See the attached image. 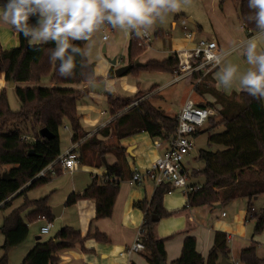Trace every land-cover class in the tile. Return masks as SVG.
Masks as SVG:
<instances>
[{"label": "trees", "instance_id": "1", "mask_svg": "<svg viewBox=\"0 0 264 264\" xmlns=\"http://www.w3.org/2000/svg\"><path fill=\"white\" fill-rule=\"evenodd\" d=\"M225 0H221V3ZM6 0H0V5ZM255 10L249 9L248 0H239L238 18L245 31L256 33L254 21L248 17L254 15ZM182 14L174 15L178 19ZM37 20L30 17L29 23ZM162 32L157 30L153 36L160 37ZM18 46L3 50L0 47V74L6 83H38L48 78V87H17L15 95L20 104L18 110L12 111L8 105L5 89L0 91V209L8 207L11 198L22 195L27 191L39 188L54 176L62 174L58 161L60 156L59 128L65 123L71 131V143H77L80 131L76 102L82 98L88 89H73L62 85H87L98 83L102 77L94 73V64L89 63L86 56H76V68L71 77H62L58 73L59 61H51L49 49L52 43L32 46L29 41L18 33ZM87 42V41H86ZM86 42H74L84 52ZM146 48L139 45V39L134 35L129 37L126 51L127 63L132 64ZM176 54L156 61L149 60L140 66L129 70L125 75L136 77L139 73L174 74L178 70ZM198 76V75H197ZM106 79L113 78L110 68ZM204 82L210 81L209 75ZM156 86L147 91L137 90L130 98L120 97L114 93L107 95L110 104L109 113L113 117L106 127L101 128L89 139L79 142L77 146V163L85 166H101L100 158L105 154H112L116 164L106 167L102 178L110 176V182H102V178L93 177L87 187L81 192L71 193L64 202L65 207H71L81 200L94 201V219L109 218L119 190V181L131 179L132 172L126 160L125 148L120 140L146 133L151 140H169L177 126L176 116H166L160 109L150 103L148 96ZM196 92H210L214 96V103L219 106L216 115L217 123L210 121V129L222 127L221 132L213 133L208 141L223 147V150H200L196 162L202 168L192 170L189 177L203 179L200 186L186 194L185 206L189 208L220 204L227 206L236 199H247L246 214L254 222L253 236L260 235L264 230V206L258 213L252 214L250 200L264 195V100L252 98L245 92L224 94L200 85ZM212 107V104L200 105V108ZM28 124L30 131L36 137L29 139L24 129L14 127L8 130L12 123ZM45 129L48 137L39 134ZM195 132L192 137H196ZM27 137L22 140L21 137ZM105 138L106 142L98 139ZM31 151V154H28ZM75 152V151H74ZM94 160V161H93ZM51 166L52 174L36 178V175L46 167ZM6 174L9 180H3ZM168 184H161L154 189L149 202L137 203L143 213L140 227V240L144 250L142 257L148 264L165 263L164 243L171 237L156 238L154 226L157 220L164 219L176 213L167 212L162 206L164 195L170 191ZM48 198L28 201L2 220L0 233L3 236L1 245L0 264H7L9 253L24 243L29 234V225L44 221L52 223L51 209L47 205ZM41 236V235H40ZM92 239L96 242H107L106 237L97 231L84 235L69 227L57 230L52 236L39 238L35 245L26 253L20 264H57V252L80 246ZM195 238L185 236L179 256L170 264H218L220 257L226 258L227 240L223 232L215 231L213 243L206 257H202L195 248ZM257 243L250 245L237 254L239 264H264V256L256 255ZM133 264V263H129Z\"/></svg>", "mask_w": 264, "mask_h": 264}, {"label": "crops", "instance_id": "2", "mask_svg": "<svg viewBox=\"0 0 264 264\" xmlns=\"http://www.w3.org/2000/svg\"><path fill=\"white\" fill-rule=\"evenodd\" d=\"M178 14H181V12H179ZM235 16L237 18L239 26L234 34L231 33L228 37H226V40L224 41L219 36L217 37L210 36L205 38V40L215 41L218 46V50L222 54L230 53V55L226 56V59L232 62L233 64L239 65L241 71H245L250 66L247 64L246 57L242 55V49L240 46L243 41H246L247 39L251 38L256 33H250L245 31L241 21L238 18V10ZM189 19L190 18H188L187 21H189ZM183 20L186 19H181V21ZM181 21L179 23L180 25H181ZM36 22L37 20H34L30 22V24L33 25ZM190 22L193 23L192 20ZM175 23L176 22L174 18L171 27L174 26ZM4 26L7 27L8 31H10V35L0 31V47L3 50L16 48L18 46V37H17L18 32L13 28L12 25L0 22V30ZM196 26H197V30L200 32L201 27L197 24ZM184 27L183 29L186 30V27L185 28ZM157 30H160L162 32L160 38L162 39L166 38L169 42V43H162L163 47L167 46V49L164 50L163 52L165 56L159 59L149 56L150 53L148 54V51L152 49V45L150 42V47L137 59L140 64H143L149 60L161 61L168 58L172 54H176L178 58L180 57L182 59L184 55L179 56V54L183 52L185 53L190 52L193 49V47L196 45L197 41L202 40V38L199 37L195 38V35L192 32H189L191 35L190 38H186L184 33V38L189 40L183 46L174 47L170 45V41H171L170 32L164 31L161 28ZM157 30H155V32ZM192 36L194 37L193 39ZM128 39L129 37L124 34L123 39L121 41L124 47L123 53L121 54L122 58H119L117 56H112L111 58H108L106 67L102 74H98L96 72V62H94L96 60L94 59L93 50H92L93 54H90V52L88 53L92 56V58L90 56H88L87 58V56L85 55L88 62L93 63L95 65L94 66L95 75L103 78L102 80H104L105 90L109 94L114 93L120 97L130 98L135 94L137 90L147 91L151 86H156V88L148 95V96L155 95V98H150L149 101L152 105L160 109L166 115L167 110L169 111L171 109L172 103L168 100V97L164 98L162 93L166 88L171 87L175 83L183 81L184 82L183 87L187 89L189 88V91L187 92L186 97L183 98L178 104L176 108L177 109L176 113L173 116H176V114L183 107L186 100H190L197 107H200V105L212 104L213 108L208 106L205 108L212 111L213 117L210 116L209 119L207 120L206 128L202 127L197 132H199L200 134L203 132H207L209 134L205 138V142H203L202 145L205 144L206 146H208L207 148H210L211 145H214L208 141V138L210 135L214 133V131L222 127H216L210 129V121L214 120L215 123L219 121V117L216 115V111L217 109H219V106L213 104L215 99L210 92L198 93L194 89L196 86L203 85L212 89L213 91L224 94L226 96L230 95L231 93H239L240 90H238L237 88H233L231 93L228 94L222 88H218L217 87L218 80L216 77V73L219 71V68L216 67L211 70H209L208 68L205 69L202 68L199 71L190 74L189 76L179 79L178 81H176V78L173 74L139 73L136 77L133 76L135 82L134 90L130 89L131 94L129 96H125L123 95L122 90L119 87V82H121L120 80L121 77L115 78L113 76L112 79H106L105 77L110 68H112V70L114 71V69L127 64L126 51H127ZM30 45L35 46L40 44H30ZM262 47H264V45H262ZM84 51L85 54H87L86 48ZM104 51L105 48L103 47V52ZM113 59H115V63H118L117 60H120L119 61L120 63L112 67L113 65H110V61H112ZM170 75L171 77L173 76V80L164 83V80L166 81L167 76ZM208 75L210 81L204 82L203 80L204 77ZM13 86L15 88L37 87V86H31L29 83H14ZM87 86L88 84L62 85L61 87L83 89L86 88ZM7 88H8V83L5 82L3 75L0 74V91L2 89H5L8 100ZM100 103H102L103 105L105 104L104 105L105 109L96 110L98 112V115L101 116V118L100 120L97 121L96 124H93L94 121L97 119H94L92 116H90L93 115L90 112L95 111L93 105L96 104L99 105ZM19 106L20 104L18 102V108ZM109 110H110V104L108 103L107 95L95 94L87 90V92L82 96L80 100L77 101L76 104V111L79 117V125L81 128L80 132H78L77 134L78 141L77 143H71L70 139L72 137V134L70 133L68 137L69 144L64 149H62L60 146V156L64 155L65 152H67L70 149H74L73 150L75 151L74 154L77 156L76 150L80 140L85 139L86 137L90 136L92 133H96L101 128L109 125V123L112 121L113 117L110 115ZM86 111L88 112L85 113ZM66 127L67 126L64 125V129H67ZM142 134H144V136L150 141L148 142L150 144L147 147H145L144 144H141L139 142L138 137L141 136ZM198 138H199V134L196 137H192L194 150L196 146L194 141L197 140ZM101 139L105 140V138H101ZM153 141L154 139L151 140L147 136V134L143 132L120 140V144L125 148V155L129 166V171H131L132 173L134 170L139 172L146 171L150 167V165L163 153L165 147L164 146L155 147L153 145ZM127 148L130 149L131 155L126 153ZM194 150L191 153L195 152ZM200 150H207V149L201 148L197 150V153L193 157V160L195 162H196L195 159L197 157V154ZM103 160L105 162V165L103 163ZM100 163L101 166H97V167L82 165L84 171H78L76 169V166L79 165L77 163V165L75 166L74 170L71 173H67L63 171L62 174L58 177L52 176L49 179V181L43 186L27 191L22 195H18V196L15 195L14 197L11 198L8 207L4 209H0V211H2L1 212L2 214L0 216V226L4 218L8 217L14 210L19 208L23 204L24 198H26L28 201H33L47 197L48 198L47 205L50 209L59 207V210L57 211V216L54 217L52 215L53 221L51 223L52 225L51 229H53V224L57 220L59 222L58 223L59 227L57 230L63 227H69L75 231H78L82 235H84L88 231L91 234L97 231L98 233L104 235L107 240V242H96L92 239H89L83 243V249L80 246H74L73 248L59 251L56 253L58 257L57 264H126L127 261L128 263H133V264H147L145 259L142 257L141 253H136L129 257H125V256L121 257L119 256V253L124 251V249H126L129 245L133 243L137 232L140 230V227L143 222L144 213L139 208H137V203L143 201L149 202L155 189V187L151 182L145 180L140 184L130 185L129 178L120 180L118 194L115 198L112 208V214L109 218L98 219V220L94 219V201L92 200H81L71 207L64 206L65 200L71 193L83 191L93 177L102 178L105 172V168L116 164V158L112 154H105L100 158ZM185 164L187 165V161H185ZM191 171H188V173L190 174ZM195 180H198V178L192 179V181ZM202 183H203V179L200 183L194 182V184H191V186H200ZM241 199H244L243 201H245L246 203L245 204L240 203V207L238 206V208L235 209V201L237 199L233 200L227 206H225L227 211L226 213L222 211L223 207L220 204H216L212 207H206V206H198L193 208L186 207L185 206L186 194L181 190H174L164 195L162 200V206L164 210L167 212L176 211V213L170 217L156 220V224L154 226L153 232L156 238L171 237L170 239L166 240L164 243L165 264H170L179 256L182 242L185 236L194 237L196 242L195 244L196 251L202 257H206L209 249L212 246L213 236L215 231L223 232L225 233L226 237L229 238L227 242L226 258L224 257L226 264H231V262L233 263V261L237 260L236 257L240 250L247 248L250 245L251 241L256 242V240H254L255 236L252 237L254 226L247 229V225L250 223L249 215L246 214L247 199L245 198H241ZM251 200H250V205L252 209V214H254ZM219 210H221V212L219 213V218H221V220L218 219ZM222 213L224 215H222ZM155 218L156 217L152 215V220ZM44 224H45L44 221H39L30 224L28 226L29 234L26 241L10 252L11 259L13 258V260L17 261L18 264L21 263L26 253L37 242V238L38 237L42 238L39 235V229ZM37 225H39L38 230L32 233L31 228ZM257 247H258V243H257ZM256 255H257V250H256ZM10 258L8 259V262ZM220 260L221 257L218 260V263L220 262Z\"/></svg>", "mask_w": 264, "mask_h": 264}, {"label": "clouds", "instance_id": "3", "mask_svg": "<svg viewBox=\"0 0 264 264\" xmlns=\"http://www.w3.org/2000/svg\"><path fill=\"white\" fill-rule=\"evenodd\" d=\"M189 4L191 0H6L0 5V22L12 25L30 44H54L48 50L50 60L59 61L60 76L71 77L76 56L85 55L74 42L89 41L103 27L142 38ZM248 7L255 10L248 20L255 22L256 34L240 47L250 67L241 71L226 59L230 53L216 57L217 87L228 94L237 88L264 100V0H248ZM33 16L35 25L29 23Z\"/></svg>", "mask_w": 264, "mask_h": 264}, {"label": "rangeland", "instance_id": "4", "mask_svg": "<svg viewBox=\"0 0 264 264\" xmlns=\"http://www.w3.org/2000/svg\"><path fill=\"white\" fill-rule=\"evenodd\" d=\"M234 6V7H233ZM238 6H239V0H225L221 3V0H191V4L189 5H182L180 11L182 16H180L178 19H175V25L171 27V24L174 21L173 15L169 14L167 16V18L165 19V21L163 23H160L158 25L157 28H155V30L161 28L164 31L170 32L171 35V41H170V45L174 46V47H180L185 45V43L189 40V39H185L184 38V33L186 32H192L195 35V38H202L205 39L207 37L210 36H219L221 37V39L224 41L226 40V37H228L231 33L234 34L236 32V29L239 26V23L237 21L236 18V13L238 10ZM236 11V13H235ZM190 18L192 20L193 23L187 21V19ZM181 19H186V30L183 29V26H181L179 23L181 21ZM177 20V21H176ZM37 23V22H36ZM36 23H34L33 25H35ZM197 25H199L201 27V31L199 32L197 30ZM184 31H183V30ZM155 30L150 31L149 35L151 36V45H152V49L148 51L149 56L153 57V58H163V56H165V54L163 53L164 50L167 49V46H162V43H169L168 40L166 38H160L157 37L155 38L153 36ZM1 32H5L8 35H10V31H8L7 27H2V29L0 30ZM103 35H106L107 40L102 41L101 38ZM123 35L124 33L120 32L119 30H114L111 29L110 27H103L101 28V30L97 31L93 37L86 42V46H84V50L86 48V53L85 54L88 58V56H90L92 58V56L90 54L92 53V50L94 52V59L96 61V72L98 74H102L105 67H106V63H107V59L111 58L112 56H117L119 58L121 57V54L123 53L124 47L122 45V39H123ZM194 37L192 36V39ZM172 43V44H171ZM103 47L105 48V51L103 52ZM145 47V46H144ZM150 47L147 46L145 47L146 50ZM90 52V54H88ZM85 53V51H84ZM162 54V55H161ZM101 58V60H100ZM181 59L180 57L178 58ZM120 60H117L118 63H115V65H113L112 67L118 65L120 62ZM129 64V63H127ZM179 72V71H178ZM174 75V74H173ZM121 82H119V87L122 90L123 95L125 96H129L131 93V90H134V79L133 76L131 74H127L121 77ZM173 80V76H167L166 81L164 80V83L170 82ZM183 81H180L178 83L173 84L171 87H168L164 90V92L162 93V95L164 96V98L168 97V100L172 103L171 104V109L166 112L167 116H173L176 113V108L178 106V104L180 103V101L186 97L187 92L189 91V88H184L183 87ZM31 86H37V87H47L49 86V82H48V78H43L42 80H40V82L38 83H29ZM171 85V84H170ZM87 89V87H86ZM131 89V90H130ZM126 92V93H125ZM7 93H8V102L9 105L13 110H17L18 108V101L15 95V87L13 86L12 88L8 86L7 88ZM173 98V99H172ZM80 100V99H79ZM109 103V102H108ZM77 104V102H76ZM105 105V104H104ZM104 105L102 103H100L99 105H93L94 106V112H90L93 115L92 116L94 119H97L94 121L93 124H96L98 120H100L101 116L98 115V112L96 110H101V109H105ZM88 111H86L85 113H87ZM213 117V115H212ZM64 125H66L67 129H64ZM14 127H19L24 129V134L25 136H27L30 140L35 138L36 135L34 132L30 131L31 126L29 127L28 124L24 125L21 123H12L10 124V126H8V130L13 129ZM203 128H206V124L203 125ZM223 130V128H220L216 131H214V133H218L221 132ZM80 132V131H79ZM71 131L68 127L67 123H64L63 125L60 126L59 128V140H60V146L62 149H64L68 144H69V140L68 137L70 135ZM213 133V132H212ZM211 133V134H212ZM95 133H92L91 135H93ZM90 135V136H91ZM209 134L207 132H203L201 134H199V138L197 140H195V152L191 153L189 156L184 158L183 161V165L186 167V169L188 171H191L192 169H199L202 168V164L200 162L196 163L193 160V157L195 156V154L197 153V150L199 149H207L208 151H216V150H223V147L219 146V145H211L210 148H207L208 146H206L205 144L202 145L203 142H205V138L208 136ZM86 137L83 140H80V142L83 141H87L89 139V137ZM78 137V135H77ZM98 139L101 140L102 142H106V139L103 140L98 136ZM139 142L141 144H144L145 147H147L150 142L145 136L144 134H142L141 136L138 137ZM196 160V159H195ZM185 161H187V165L185 164ZM76 169L78 171H84V168L82 167V165H78L76 166ZM77 178V177H76ZM192 177H189V183L188 184H194V182H198L200 183L202 181V178L199 177L198 180L192 181ZM244 199H237L235 201V209L238 208V206L240 207V203H246L245 201H243ZM251 204L254 210V213H258L259 210L264 206V195H260L258 196L256 199H252L251 200ZM246 206V205H245ZM222 211L226 212V208L223 207ZM2 211H0V216ZM221 212V210L218 211V219L221 220V218H219V213ZM250 223L247 225V229H249L250 227L254 226V223L252 220H250ZM58 221L56 220L55 223L53 224V229H51L50 234L47 236H41L43 239H45L46 237L52 235L54 232L57 231L58 229ZM39 225L37 226H33L31 228V232L33 233L34 231L38 230ZM251 232V231H250ZM249 234V233H248ZM254 240H256V242L258 243V247L256 248L257 250V256L262 258L264 256V230L263 232L260 234V236H255ZM3 242V238L2 235L0 234V248ZM0 256H1V249H0ZM10 258V253L8 255V259ZM147 263V262H146ZM7 264H18L17 261L13 260V258L9 260V262H7ZM148 264V263H147ZM231 264H239V262L237 260L233 261V263L231 262Z\"/></svg>", "mask_w": 264, "mask_h": 264}, {"label": "built area", "instance_id": "5", "mask_svg": "<svg viewBox=\"0 0 264 264\" xmlns=\"http://www.w3.org/2000/svg\"><path fill=\"white\" fill-rule=\"evenodd\" d=\"M181 25L184 27V25H186V20L181 21ZM190 36L189 32L185 33L186 38H190ZM106 38V35H103L101 40L104 41ZM138 39L139 45L145 47L150 45V35ZM221 54L215 41L205 39L197 41L190 52L179 54V56L184 55V57L179 59L178 70L174 73L176 81L202 68H208L209 70L216 68L217 66L214 62L215 58ZM212 115L213 113L209 109L197 107L190 100H186L183 107L176 114L177 126L173 136H171L169 140L155 139L153 141L155 147H165L163 153L146 171L139 172L134 170L130 179V185L140 184L147 180L151 182L155 188L161 184H168L171 188L168 193L174 190H181L187 194L195 190L196 186L188 184L189 173L184 167L183 161L184 158L194 150L192 135L202 128ZM26 138L25 136L21 137L22 140ZM73 150L74 149H70L65 152L64 155L58 157L62 171L67 173H71L77 165V156L74 154ZM47 172L52 174L51 166L41 170L36 175V178L45 177ZM111 180L112 178L107 176L102 178L101 181L110 182ZM222 215L224 214L222 213ZM51 228L52 225L50 223H45L40 227L39 235H49ZM140 236L141 231L139 230L133 243L124 249V251L120 252L119 256L129 257L133 254L141 253L144 248ZM226 240L228 242L229 238L226 237ZM126 264H129L128 261Z\"/></svg>", "mask_w": 264, "mask_h": 264}, {"label": "water", "instance_id": "6", "mask_svg": "<svg viewBox=\"0 0 264 264\" xmlns=\"http://www.w3.org/2000/svg\"><path fill=\"white\" fill-rule=\"evenodd\" d=\"M179 12H177L176 14H178ZM191 20L189 19V22ZM110 65H115V59H113L112 61H110ZM141 64L138 62V60H135L133 61L132 64H126L124 66H121V67H118L116 69H114L113 71V76L115 78H120L122 77L123 75H125L129 70L133 69V68H136L138 66H140ZM13 82H10L8 84L9 87H13ZM87 89L91 92V93H95V94H100V95H109V93L105 90L104 88V80L98 82V83H89L88 86H87ZM39 134L43 137H48L49 136V133L45 130V129H40L39 130ZM126 153L131 155V152H130V149L127 148L126 149ZM28 154H31V151L28 153ZM103 163L105 165V162L103 160ZM2 179L3 180H9V178L7 177L6 174H2ZM59 210V207H55V208H52L51 209V212H52V215L54 217L57 216V211ZM157 218L153 219V221H156ZM39 238V237H38ZM37 238V240H38ZM161 264H165V263H161ZM218 264H226V261H225V258L224 257H221V260Z\"/></svg>", "mask_w": 264, "mask_h": 264}]
</instances>
